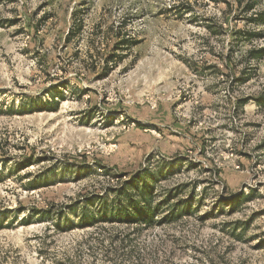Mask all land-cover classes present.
Instances as JSON below:
<instances>
[{
  "label": "rangeland",
  "instance_id": "374dc122",
  "mask_svg": "<svg viewBox=\"0 0 264 264\" xmlns=\"http://www.w3.org/2000/svg\"><path fill=\"white\" fill-rule=\"evenodd\" d=\"M259 11L264 0H0V264H264V55L249 53L264 35L245 38L264 34ZM113 38L136 44L100 77ZM50 90L57 110L22 112ZM142 173L153 203L170 192L188 212L53 227L60 208L109 203ZM34 179L48 185L26 190Z\"/></svg>",
  "mask_w": 264,
  "mask_h": 264
},
{
  "label": "trees",
  "instance_id": "16d2710c",
  "mask_svg": "<svg viewBox=\"0 0 264 264\" xmlns=\"http://www.w3.org/2000/svg\"><path fill=\"white\" fill-rule=\"evenodd\" d=\"M253 4L248 5L246 10H252ZM249 20L254 22L255 24H264V11H259L254 16H250ZM245 38H252V37H262L264 34L262 31H255L253 33L249 32L246 34ZM71 34L66 36V42L70 41ZM111 43L112 51L115 52L109 55L105 59V65L103 67V72L101 73L100 77L106 76L113 66L116 63L122 60L123 52L128 48V45H135V41H130L128 39H120L116 40L113 38ZM250 54H252L255 58H259L264 55V47L250 50ZM111 66V67H110ZM56 93V94H55ZM50 99L45 101H40V99L35 98L29 101L25 105L22 104V112H33V111H55L58 109L59 106V99L63 100V95L61 93H57L56 90H50ZM55 98L56 101H55ZM246 99H240L239 102L243 104ZM33 159H26L21 165L15 167L13 173H18L19 170L30 166L33 164ZM29 174V173H28ZM28 174H24L21 178L28 177ZM154 178L152 173H143L135 179L128 181L126 184L125 189L122 191V194L119 195L117 198L112 199L109 203L105 198L100 199V197H88L85 199L82 207L79 208L78 206L69 205V207H63L56 211L54 215V222L53 227L58 231H63L66 229H71L74 226L77 227H91L100 222H109V223H125V224H146L149 225L153 222L154 217L159 214L161 207L171 205L169 213L165 214L162 218L158 220V223L166 222L172 220L181 215V213L188 212L189 210V203L187 201H176L175 203H171L172 195L170 192L167 193L161 201L157 203H153V188L152 182ZM48 182L34 179L28 181L24 186L26 190L31 189H38L43 186H47ZM238 195H234L231 199L225 200L227 205H235L237 204L236 198ZM91 206V207H88ZM52 207V204L49 205ZM71 212V214L75 215V220L70 217L67 213V209ZM79 208V210H78ZM51 208H41L35 209L38 214L42 217H47L50 214ZM1 216V215H0ZM12 223L9 221L8 224ZM22 225L29 224L27 218L21 219ZM3 222L0 217V229L3 228Z\"/></svg>",
  "mask_w": 264,
  "mask_h": 264
}]
</instances>
